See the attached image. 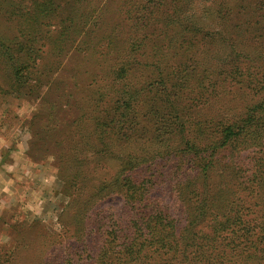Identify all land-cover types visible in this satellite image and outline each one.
<instances>
[{
	"label": "trees",
	"instance_id": "trees-1",
	"mask_svg": "<svg viewBox=\"0 0 264 264\" xmlns=\"http://www.w3.org/2000/svg\"><path fill=\"white\" fill-rule=\"evenodd\" d=\"M21 1L35 7L28 14L38 28L25 27L24 41L0 36V68L11 85L29 86L41 103L46 71L73 49L82 24L86 31L65 88L70 114L53 123L55 114L37 110L30 124L37 125L41 153L54 158L70 200L63 216L73 241L42 243L38 264H264V67L254 65L264 54L254 55L248 66L246 54L245 65L232 64L224 75L252 85L255 99L245 111L228 120L203 116L195 102L209 87L208 78L219 80L188 63L197 46L193 37L223 29L209 32L196 19L185 24L186 17L177 24L184 35L176 39L185 56L170 67L148 28L135 36L105 30L106 20L95 23L103 0ZM213 1L222 18L242 16L246 34H264V0ZM186 2L191 0H107L104 6L113 3L114 12L134 25L136 19L145 26L161 12L163 33L169 34L176 24L169 10ZM53 23L62 24L54 39L43 34ZM252 146L260 150L241 155ZM110 196L125 208L115 218L100 207ZM91 230L95 236L84 239ZM13 260L0 255V264Z\"/></svg>",
	"mask_w": 264,
	"mask_h": 264
},
{
	"label": "rangeland",
	"instance_id": "rangeland-1",
	"mask_svg": "<svg viewBox=\"0 0 264 264\" xmlns=\"http://www.w3.org/2000/svg\"><path fill=\"white\" fill-rule=\"evenodd\" d=\"M105 2L107 0L99 4L93 15V21L99 24L106 20L104 29H115L117 34L139 36L148 28V36L159 41L165 49V66L176 67L185 56L181 54L183 47L176 39L184 35L178 34V25L186 17L189 21L185 24L196 19L197 24L206 28V31L224 30L222 34H195L193 37L197 46L193 47L196 50L195 55L188 63L205 74H208L207 72H210L211 76L212 73L218 74L219 80L214 84L208 78L206 84L209 87L205 88L204 96L195 102L202 109L203 116H222L228 120L242 114L255 99L251 90L252 85L247 88L231 79H224V75L228 74L227 70H231L232 64L241 63L242 60H244L243 64H246V54H251L247 55V66L252 58H256L254 55L264 54V34H246L247 25L242 16L228 14L222 18L219 14L220 7L213 0H196L194 4L191 0L185 5L179 4L177 9L172 7L169 10L176 24H173L174 27L169 34H164L163 25L166 18L161 12L155 14L152 19L149 18L145 26L141 24L143 21L136 23V19L134 25L132 20H123L124 14L122 16L120 12H114L113 3H110L111 5L108 3L109 8H106ZM34 10L35 7L27 1L0 0V36L19 35V39H22L21 34H27L25 27L37 29L38 22L30 21L31 16L28 14L29 11L33 13ZM79 22L82 24L81 21ZM61 26L60 23L50 24L43 34H51L54 39L53 34H61ZM84 26L85 24L80 26L81 29L76 33L78 35L74 37L76 42L73 49L59 57V65L51 73L46 71V80L39 88L42 94H47L44 102L41 103L40 99H36L29 92V86L26 87L27 90L25 87L18 89L17 83L12 82V85H16L13 88L11 82L6 80L4 70L0 68V255L8 254L14 257L10 262L12 264H38L42 254V243L46 241L51 240L49 247L55 241H63L64 244L73 242L68 237L67 220L63 216V211L70 204V200L62 192V181L57 176L54 158L52 155L41 153L42 142L38 139V135H34L37 125L32 127L30 124L37 110H42L46 114L48 109L55 114L53 123L57 118L61 120L64 112L70 114L69 106L65 103L68 98L65 88L69 85L80 58L76 50L79 42L85 39ZM224 27L228 29L225 30ZM163 38L166 39V46L162 43ZM176 51L180 53L174 54ZM54 58L55 56H52L50 61ZM256 63L254 65L257 68L264 67V59ZM258 75L261 76V73ZM31 83L32 80L28 84ZM54 103L57 104L56 111ZM191 108L194 110L196 107L191 106ZM42 133L44 132L41 130L40 134ZM252 147L242 150L241 155H252L255 150H260L258 146ZM228 156L229 152H227ZM111 164L112 162L108 163ZM221 171L219 169L217 175H220ZM173 180L176 182L177 177ZM122 205L119 199L110 196L100 207L108 209L106 211L112 213L110 217L115 218L124 211ZM98 210L103 211L101 208ZM94 236V231L91 230L84 239H92ZM51 250L50 248L47 251L48 255Z\"/></svg>",
	"mask_w": 264,
	"mask_h": 264
}]
</instances>
